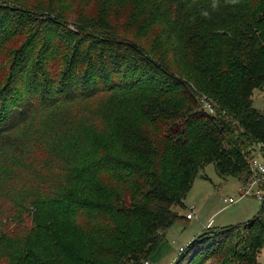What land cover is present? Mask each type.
I'll return each instance as SVG.
<instances>
[{"label":"trees","instance_id":"16d2710c","mask_svg":"<svg viewBox=\"0 0 264 264\" xmlns=\"http://www.w3.org/2000/svg\"><path fill=\"white\" fill-rule=\"evenodd\" d=\"M106 9L129 29L122 50L87 56L78 45L71 65L65 46L64 71L33 74L27 56L13 76L0 72V264H144L184 218L206 165L244 183L250 157L264 160V113L253 105L264 90V0ZM77 103L97 110L76 118ZM236 231L246 234L232 243ZM263 246L264 195L258 215L205 228L174 264H256Z\"/></svg>","mask_w":264,"mask_h":264},{"label":"rangeland","instance_id":"374dc122","mask_svg":"<svg viewBox=\"0 0 264 264\" xmlns=\"http://www.w3.org/2000/svg\"><path fill=\"white\" fill-rule=\"evenodd\" d=\"M105 3L106 0H0V72L13 76L27 56L30 57L29 70L33 74L40 75L42 71L35 67L46 64H52L54 69L51 68V71L55 74L57 69L64 71L67 65H61L58 58L66 54L65 46L71 65L78 45L83 46L82 53L87 56L93 51L99 54L107 49L122 50L118 44L122 43V38L132 40L127 37L129 29L124 32L119 27L122 23L113 18L111 23L107 19V9L101 10ZM99 12L98 16L95 15ZM96 16L99 19L94 21ZM192 59L193 56L186 59L187 66ZM165 63L172 70V58L167 57ZM44 71L50 73L49 69ZM80 71L84 72V68ZM202 96L205 95H198L199 98ZM253 105L264 113V90L254 92ZM95 110L94 105L77 103L72 107L71 114L82 118ZM242 184L237 178L219 176L212 164L206 165L186 194L184 207L178 211L184 218L175 221L167 230L156 253L157 260L149 258L146 261L149 264H174L179 247L187 246L205 228L234 226L258 215L261 200L254 195L233 204L224 201L237 198ZM187 213H191L190 219L185 218ZM81 217L79 220L84 221ZM244 234L245 231H240L230 241L234 243ZM255 261L256 264H264V246L259 248ZM236 263L235 258L230 261V264ZM204 264H212V260Z\"/></svg>","mask_w":264,"mask_h":264},{"label":"built area","instance_id":"2783aa9c","mask_svg":"<svg viewBox=\"0 0 264 264\" xmlns=\"http://www.w3.org/2000/svg\"><path fill=\"white\" fill-rule=\"evenodd\" d=\"M199 101L202 104V107L208 113H214V108L211 102L205 96L200 97ZM249 162L251 172L248 179L242 184V187L239 190L238 197L225 199V202L233 204L238 200L250 195L256 196L261 201L263 200L264 192L262 189V185H264V160L262 159V156L260 154H256L250 157ZM191 217V213L186 214L187 219H190ZM182 250L183 248L180 247L179 251ZM144 264H149V262L145 261Z\"/></svg>","mask_w":264,"mask_h":264},{"label":"crops","instance_id":"0c3cea01","mask_svg":"<svg viewBox=\"0 0 264 264\" xmlns=\"http://www.w3.org/2000/svg\"><path fill=\"white\" fill-rule=\"evenodd\" d=\"M181 247H182V246H181ZM179 248H180V247H179ZM155 256H156V254H155ZM155 256H154L153 259H152L153 261H156V260H157V259L155 258ZM154 258H155V260H154Z\"/></svg>","mask_w":264,"mask_h":264}]
</instances>
